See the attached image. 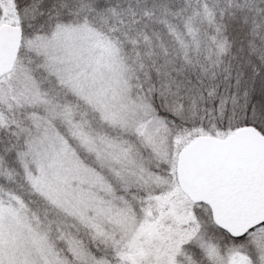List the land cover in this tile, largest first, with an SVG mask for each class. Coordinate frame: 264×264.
Instances as JSON below:
<instances>
[{"label": "snow or ice", "instance_id": "obj_1", "mask_svg": "<svg viewBox=\"0 0 264 264\" xmlns=\"http://www.w3.org/2000/svg\"><path fill=\"white\" fill-rule=\"evenodd\" d=\"M0 264H264V0H0Z\"/></svg>", "mask_w": 264, "mask_h": 264}]
</instances>
